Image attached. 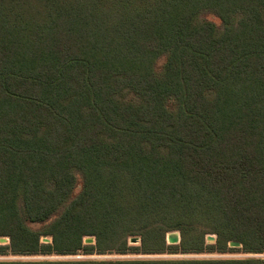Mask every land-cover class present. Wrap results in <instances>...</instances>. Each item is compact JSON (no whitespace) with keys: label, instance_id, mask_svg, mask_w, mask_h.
<instances>
[{"label":"trees","instance_id":"trees-1","mask_svg":"<svg viewBox=\"0 0 264 264\" xmlns=\"http://www.w3.org/2000/svg\"><path fill=\"white\" fill-rule=\"evenodd\" d=\"M2 237L1 255L263 252L264 0H0Z\"/></svg>","mask_w":264,"mask_h":264},{"label":"rangeland","instance_id":"rangeland-1","mask_svg":"<svg viewBox=\"0 0 264 264\" xmlns=\"http://www.w3.org/2000/svg\"><path fill=\"white\" fill-rule=\"evenodd\" d=\"M212 21L219 24V20L215 17H210ZM174 232V231H173ZM180 234L179 231H176ZM211 235V234H210ZM215 238L214 241H207V245H214L216 243V235H211ZM181 237V235H180ZM5 238V237H2ZM93 238L94 237H87ZM7 239L6 243H2L0 245H6L9 243V239ZM44 239L50 240L45 241ZM86 239V238H85ZM84 239V244L85 243ZM140 239V238H139ZM167 240V238H166ZM43 243H50L51 238L44 237L42 238ZM181 242V241H180ZM129 243V242H128ZM95 244V242L93 243ZM86 244V245H93ZM168 244V242H167ZM180 244V243H179ZM176 244V245H179ZM133 247L141 246V239L139 243L130 244ZM171 245V244H168ZM173 246V245H172ZM242 247L239 248H231L227 249L225 252H216V251H205L201 253H182V252H164V253H134L130 252L128 254H108V255H86V254H77V255H36V256H24V255H1L0 254V262H60V261H118V260H149V261H157V260H246V259H254V260H264V251L261 253H247L241 250Z\"/></svg>","mask_w":264,"mask_h":264},{"label":"water","instance_id":"water-1","mask_svg":"<svg viewBox=\"0 0 264 264\" xmlns=\"http://www.w3.org/2000/svg\"><path fill=\"white\" fill-rule=\"evenodd\" d=\"M206 239H207V241H214L215 240V238L213 236H211V235H208L206 237ZM44 240L48 241V242L50 241L48 239H44ZM180 241H181V237H180V234L178 232L174 231V232H170V233L167 234V242H168V244L176 245V244H179ZM6 242H7L6 238H0V244L6 243ZM94 242H95V239H93V238H86L85 239V243L86 244H93ZM139 242H140L139 237H133V238H131L129 240L130 244H136V243H139ZM229 247H231V248H239V247H241V244L238 243V242H230L229 243Z\"/></svg>","mask_w":264,"mask_h":264}]
</instances>
